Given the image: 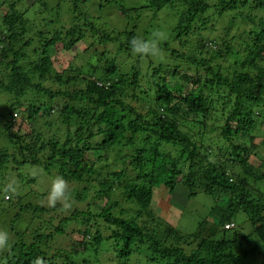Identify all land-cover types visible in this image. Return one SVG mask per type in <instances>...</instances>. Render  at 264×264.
Here are the masks:
<instances>
[{
  "label": "trees",
  "instance_id": "1",
  "mask_svg": "<svg viewBox=\"0 0 264 264\" xmlns=\"http://www.w3.org/2000/svg\"><path fill=\"white\" fill-rule=\"evenodd\" d=\"M9 1L0 0V8ZM63 1L72 2L69 25L58 13L56 20L47 23V32L37 24L31 34L33 25L28 28L30 22L16 2H12L8 14L0 17V51L6 61L0 65V94L15 102L5 107L11 113L7 129L15 125L13 115L18 114V109H23L29 121L47 107L57 112L55 129L49 125L46 134L44 129H33L37 140L34 147L21 141L16 144L21 142L25 162L26 151H32L30 162L43 167L52 177L61 175L68 181L72 201L68 208L59 204L23 205V210L35 209L42 215L27 223L25 230L33 231L34 238L26 242L22 238L26 232L15 231L20 241L13 246L9 243L10 248L0 252V264H34L37 260L56 264L57 254L49 255L44 243L55 234L56 244H62L60 236L80 218L90 225L79 231L85 248L103 244L105 237L99 226L104 224L112 231L118 257L126 260L140 251L150 252L149 260L161 264H247L251 256H264V162L258 166L249 161L257 153L264 161V20L255 13L264 11V0L253 1L251 7L250 0H215L217 4L210 2L213 0H180L185 9L179 14L171 39L190 36L197 20L212 12L216 21L226 18L228 26L221 27L223 32L209 42L200 34L187 54L167 41L164 50L172 64L156 66L151 62L145 68L140 67V61L126 63V58L134 54L130 40L141 35L101 32L87 14L79 23L78 13H84L81 4L85 0ZM157 1L159 9L169 3ZM246 6L250 8V19L258 18L259 25L250 31L249 39H242L243 33L231 36L230 30L242 20L237 10ZM88 29L106 43L116 45L120 37L125 39L117 54L124 53L121 56L126 72L118 74L123 68L120 60L105 52L101 75L94 66L87 76L55 74L53 48L60 44L68 50L74 48ZM187 43L184 40L180 45ZM231 57L234 63L226 65L224 60ZM178 75L180 81L175 78ZM48 80L59 84L47 85ZM141 80L147 82L148 88L143 89ZM136 91H140L141 101L148 102V113L130 101L131 93ZM24 94L35 97L31 104L21 103ZM39 95L45 96L44 101L38 99ZM213 116L215 135L208 140L200 138L195 127L207 128ZM258 137H263L259 144ZM112 152L117 153L115 160L122 161V166H96ZM3 160L1 157V164ZM178 181L187 187L191 197L201 191L214 198V212L220 216L217 228H211L214 237H184L153 211L157 184L173 193ZM90 192L95 193V200L106 201L96 211L93 203H88L86 210L80 206L87 202ZM6 200L12 199L9 196ZM60 211L70 215L51 220ZM240 217L252 228L241 232L237 224ZM228 223L236 225L232 235H227L232 230L226 229ZM220 231L222 235L218 237ZM71 252L78 254L76 250Z\"/></svg>",
  "mask_w": 264,
  "mask_h": 264
},
{
  "label": "rangeland",
  "instance_id": "2",
  "mask_svg": "<svg viewBox=\"0 0 264 264\" xmlns=\"http://www.w3.org/2000/svg\"><path fill=\"white\" fill-rule=\"evenodd\" d=\"M177 1L178 2H176V0H169L168 5L159 9L157 6L159 2L157 0H85L81 4V11L84 13H78L80 16L79 23H82V21L86 19L84 14H87L88 20L94 22L95 27L101 32L107 31L113 34V36H118L115 32L129 31L141 35V37H144L147 41L155 40L160 49L159 55H137L135 53H130L133 54V57L128 56V58H126L127 65H131L135 61H140V67L144 68L151 62L156 66L162 64L164 66H169L172 64V61L170 60L169 54L164 50L167 41H170L171 47L179 49L180 53L187 54L190 52V49L193 48V44L195 45L199 41L198 36L200 34L209 42L218 35V32H223L221 31V27L224 28L228 26L229 23L226 18L222 21H216L217 18H215V13L211 11L212 14H206L202 16L200 20H197L193 28L194 32L191 33L190 36H183L182 39H171L170 37L172 36L173 30L177 26L179 14L185 9L180 3V0ZM253 1L255 0H250L248 6L251 7ZM12 2L17 3V8L21 14L30 22L28 23V28L33 25V30L30 32L31 34H34L37 24L41 29L47 32L50 29L47 23L49 24L51 21L56 20L58 13L61 14L65 22H67L68 19L70 21L72 18V14H69L72 2L70 4L69 1L63 0H10L0 8V17L8 14L13 4ZM210 2L213 4L218 3L215 0ZM59 4L61 5L60 7H58ZM243 9L244 10H241L240 8L237 10L241 13L240 18L242 20L240 19V25L238 27L236 26L233 30L231 29L229 34L233 36L232 34L243 33L242 39H249L250 31L259 25V20L258 18L255 19V21L250 19V8L246 6ZM255 13L264 20V11L257 10ZM242 15H244V17H242ZM229 19L230 18H228V20ZM214 21L215 23L212 24ZM68 25L69 23L67 22L66 26ZM53 26L56 28L57 24ZM49 37H52V35ZM184 40L192 43V47L189 46V43H187L186 46L180 45V42ZM124 41L125 39L120 37L116 45L112 42L106 43L94 36L92 31L88 29L86 37L76 44L74 48L68 50L62 44L53 48L51 54L54 61L53 67L56 71L55 74L59 73L65 76H87V74H91L90 69L94 66L98 68V75H101V73L103 74V67L105 65V61L101 60V58H103V53L105 52L109 54L110 57L116 56V58L120 60V65L123 66V68L118 74H122L126 72L124 64L122 63L124 60L122 57L124 53H119V56L117 53ZM2 57L0 51V65H3L2 61L6 62ZM233 60L234 59L231 57L229 60L227 59L224 61L226 65H230L234 63ZM182 66L184 67L185 65ZM72 67L74 71L71 69ZM185 67L187 68V66ZM188 71L190 73L194 72L193 69H188ZM94 76H96V74H94ZM179 77V75L175 77L176 80L178 79L180 81ZM86 83L87 82L84 83V87ZM141 83L143 89L148 88L147 82L141 80ZM46 84L54 87V85L59 83L48 80ZM139 92H132L130 101L140 111L148 113L150 110L149 104L138 98ZM132 95L135 97H132ZM34 98L30 96V94H24L21 96V103H26V105L29 103L31 104ZM38 99L44 101L45 96L39 95ZM40 101H37L36 104H39ZM12 104H15V102L10 100L6 94H0V159L1 157L4 158L2 161L4 165L0 163L3 167V170L0 169V230L9 233V243L13 246L16 242L20 241L16 233L18 230L26 232L24 235L25 237H22L26 242H30L32 238H34V232L25 229L28 221H32L35 216H40V212L37 213L35 209L23 210L21 207L31 203L34 205L49 206L46 193L53 179L43 167L29 161L31 160L32 151H26L28 161L25 162V159H23L24 156L21 154L20 145L21 142L23 145L29 143H31L33 147L36 145L37 140L33 129H41L42 131L44 129L45 134L50 129L49 125L55 129L57 125L53 123V120L57 121V112L49 110L50 108L47 107L41 112V115H34V118L29 121L26 115H23V109H18L17 112L19 116L14 117L16 119L14 120L15 125L7 129V124L11 119V113L9 111L7 112L5 107H11ZM54 104L57 106V100ZM49 105L50 104L47 106ZM50 122H52V124H49ZM215 127L213 116L208 120L207 128H205V126H198L195 127V130L200 138L204 136L208 137V140L211 134L215 135L213 134L216 130ZM262 140L263 137H258L256 142L259 144ZM19 141L21 142L16 144ZM208 143L211 144L212 142L209 141ZM213 150L217 149L215 148ZM116 157L117 153L112 152L108 158H105L106 160L102 161V163L98 162L96 166L100 167L110 164L112 169L117 165L122 166V161H116ZM249 161L258 166L262 165L264 162L261 153L251 156ZM96 182L97 180H93V183ZM10 184L13 190H8ZM155 191L156 195L152 209L157 217L163 220L167 225L174 226L184 237L211 238L216 235L211 228L216 227V223L219 221L220 216L214 212L216 202L211 195L200 191L191 197L187 187L180 181H178L176 190L173 193H169L168 189L163 187L162 184H157ZM9 196L12 199L11 201L6 200ZM94 197L95 193L90 192L87 202L83 205L80 204V206L86 210L87 207L85 206H88V203H93V210L96 211L106 202L103 198L95 200ZM65 211L55 213L54 216L51 217V220L57 221V217L60 218L61 215L62 217L70 215L68 211ZM18 214L19 216H17ZM40 217H42V215ZM94 223L95 222L92 221V224ZM237 224L240 226L241 232H246L248 229L252 228L243 217L237 219ZM88 227H90V225L84 223L83 218L77 219L66 228L65 235L60 236L62 237L61 242L64 245L59 243L58 245L56 244L57 239L55 238V234L53 237H50L49 242L44 243V246L48 247L47 252L49 255L54 257L55 254H57L55 258L56 264H124L125 261H127L128 264H161L150 261L148 256L150 252L147 253L148 251H140L131 256L128 260L118 257L117 251H115L116 243L113 240L112 231L107 229L104 224L99 226L105 237L103 244L99 247L96 246L93 248L92 246L88 249L85 248L79 231H84ZM44 228L46 231L47 227ZM48 228L53 229V226H48ZM233 231L234 229L229 230L227 235H232ZM221 235L222 231L217 233L218 237ZM9 243L7 247L0 248V252H6L10 248ZM71 250L78 251V254L76 252H71ZM61 251L65 253L63 252V255H59ZM247 264H264V256H251L247 260Z\"/></svg>",
  "mask_w": 264,
  "mask_h": 264
},
{
  "label": "clouds",
  "instance_id": "3",
  "mask_svg": "<svg viewBox=\"0 0 264 264\" xmlns=\"http://www.w3.org/2000/svg\"><path fill=\"white\" fill-rule=\"evenodd\" d=\"M129 45L131 51L137 55L156 56L160 54V49L155 40L147 41L142 37H134L130 40ZM18 114L15 113L14 117L19 116ZM8 190H13L11 184L8 186ZM46 194L47 203L51 207H55L58 204L65 208L71 206L72 201L70 196L69 183L61 175H56L55 177H53ZM9 239V233L7 231L0 230V248L7 247ZM34 264H42V262L37 260L34 262Z\"/></svg>",
  "mask_w": 264,
  "mask_h": 264
},
{
  "label": "built area",
  "instance_id": "4",
  "mask_svg": "<svg viewBox=\"0 0 264 264\" xmlns=\"http://www.w3.org/2000/svg\"><path fill=\"white\" fill-rule=\"evenodd\" d=\"M235 226H236L235 223H228L225 227H226V229H232Z\"/></svg>",
  "mask_w": 264,
  "mask_h": 264
}]
</instances>
